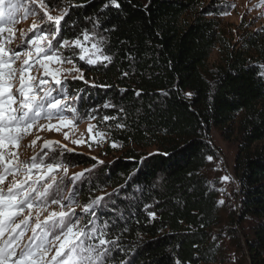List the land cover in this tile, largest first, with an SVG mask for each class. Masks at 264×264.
Returning <instances> with one entry per match:
<instances>
[{"label": "trees", "instance_id": "16d2710c", "mask_svg": "<svg viewBox=\"0 0 264 264\" xmlns=\"http://www.w3.org/2000/svg\"><path fill=\"white\" fill-rule=\"evenodd\" d=\"M107 2L71 0L83 7L70 10L58 37L73 40L85 30L95 32L97 39L106 38L103 51L112 57L111 63L89 65L92 82L67 81V97L75 98L81 112L110 117L103 121L125 149L108 164L65 155L93 168L75 191L83 204L103 197L97 226L107 221L108 239L119 237L106 264L218 263L223 260L218 231L236 219L255 221L243 236L246 255L250 264H264L262 36L249 33L237 48L226 47L222 63L211 71L206 62L220 37L210 17L220 8L216 0L200 8L196 0H118L119 9H105ZM58 4L66 7L64 0H55ZM212 128L238 142L232 170L238 208L226 219L204 174L208 157H215ZM146 147L152 150H141ZM228 232L239 249L240 236L234 228Z\"/></svg>", "mask_w": 264, "mask_h": 264}, {"label": "snow or ice", "instance_id": "6c2138e0", "mask_svg": "<svg viewBox=\"0 0 264 264\" xmlns=\"http://www.w3.org/2000/svg\"><path fill=\"white\" fill-rule=\"evenodd\" d=\"M49 2L55 6V0H39V8L37 0H32L31 6L22 0H0V34H8L6 42L0 41V264H106L110 246L115 245L119 237L108 239L110 225L107 221L97 226L96 209L103 197H95L82 207L81 212L86 216L76 212L75 187L67 190L65 184L68 168L52 148L54 144L59 145L58 141L45 140V150L30 158H21L18 151L34 126L45 127L41 120L48 122V130L59 131L61 126L74 124V118L69 119L65 109L73 114L78 110L67 105V95L60 98L54 93L58 90L66 93L69 79L85 80L83 69L73 59L75 49L79 50L78 59L90 66L112 62V57L103 51L106 38L100 36L97 39L95 32L85 30L82 38L58 39L62 22L70 10L83 5L64 0L66 7L59 14L52 15ZM110 6L121 7L118 0H108L103 8ZM40 10H43L40 22L34 21L31 25V30L39 29V32L33 31L30 38L21 32L20 44L6 49L5 43L11 45L13 42L12 25L18 15L23 12L27 17ZM48 24L53 26L52 29L43 27ZM99 24L97 19L93 28ZM21 47L23 52L19 50ZM64 50L71 55H64ZM53 64H69L71 67H52ZM34 65L43 69L41 75L29 74ZM103 107L112 105L105 103ZM54 119L56 123H52ZM109 119L103 117L105 121ZM117 127L123 128L124 125ZM93 128L95 125L90 124L89 133ZM68 135V132L64 133L65 139ZM104 135L98 132L91 139H103ZM38 139V136L33 139L31 145H35ZM72 142L86 141L74 139ZM112 147L119 145L113 142ZM63 150L72 151L67 145ZM91 171L85 169L74 173L68 182L74 185ZM149 215L155 218L154 212ZM53 250L54 254L50 256Z\"/></svg>", "mask_w": 264, "mask_h": 264}, {"label": "rangeland", "instance_id": "374dc122", "mask_svg": "<svg viewBox=\"0 0 264 264\" xmlns=\"http://www.w3.org/2000/svg\"><path fill=\"white\" fill-rule=\"evenodd\" d=\"M196 1L197 7L200 8L202 6L208 5L211 0ZM216 2L220 7L218 13L217 15L212 14L210 17L215 18L220 37L219 43L212 49L206 62V68L211 71H213L216 65L222 63V50H226V47H228V49H233L234 47L237 48L243 38L247 37L249 33H255L256 36H259V38L262 36L261 40L259 41L264 43V0H216ZM22 3L31 6L32 0H22ZM37 8H39V0H37ZM63 8L64 7H61L59 4L55 6H49V10L52 15L59 14ZM195 11L196 9L185 14V20L190 21L194 16V13H196ZM42 16L43 10H40L34 15L30 14L27 17L23 15V12H21L17 17L16 22L12 25L15 34L13 42L11 45L5 43V48H14L17 44H20L21 32L27 33V38H30L33 35V31L38 33L39 29L31 30V25L34 21L39 23ZM43 27L45 29H52L53 26L48 24L43 25ZM80 38H82V36ZM7 40V33L0 34V41L6 42ZM19 50L23 52L24 48L21 47ZM74 51L76 53V55L73 57L74 62L84 71L85 80L83 81H87L88 83L92 82V74L88 69L89 65L86 63V61H80L78 59V49H75ZM64 55H71V53H69L67 50H64ZM17 64H19V61H17ZM52 67L70 68L71 65L53 64ZM261 72L264 77V64L261 66ZM42 73L43 69H40L38 65H34L29 74L41 75ZM54 95L63 98L64 95L68 96V91L63 93L58 90L54 93ZM76 104L77 101L75 99L73 100L67 97V105L75 107L78 110L77 114H73L68 111L67 108L65 109V115H67L69 119L74 118L73 125L68 127L61 126L59 131L55 129L48 130V122L41 120L40 123L45 124V127L40 129L38 126H34L32 132L25 137V139L21 142V147L18 149V151L21 153V158H30L34 154L45 150V140L58 141L59 145L54 144L52 145V148L55 149L56 153L58 154V158L62 159V162L68 168V172L65 177L67 190H72L73 187H76L78 181H76L74 185L73 183L68 182L74 173H80L85 169L93 170V168L90 167V165H81L80 162L73 163L68 161V159L65 158V155H69L71 153L82 154L89 157L91 160H94L98 164H108L114 159L120 157L125 150L120 143L114 141L113 136L111 135L112 130H114L113 127L107 126L95 111H79V109L76 107ZM93 116L95 117L94 119L91 118ZM56 122L57 121L55 119L52 121V123ZM90 124L95 125V128H93L91 133L88 131ZM65 132H68L69 134L67 139L64 137ZM98 132L104 133V138L100 139L98 137L97 140L91 139V136L96 135ZM37 136L39 139L37 140L36 144L31 145V141L36 139ZM74 139L86 142L74 144L72 142ZM210 139L215 149V157L209 161V164L204 170V174L207 177L210 186L214 187L219 194V203L222 208L221 213L223 218L226 219L227 212H234L238 208L236 194L238 191V184L232 173L234 160L238 150V142L237 139L234 138L225 140L221 136L220 131L216 128L211 129ZM113 142H116L119 147H112ZM64 145H67V148L72 149V151H64ZM141 150L151 151L152 148L146 147L145 149ZM61 153L62 156L59 155ZM99 161H102L103 163H99ZM88 173H85V175ZM59 174L64 175L63 172H60ZM225 176L229 177V179L224 180L223 178ZM65 194H67V191ZM100 195H102V192L98 193V196ZM75 198L78 205L76 206V212L81 216H86L87 214L81 212L82 207L85 205L81 203V197L76 195ZM227 223L228 221L224 222L223 225H221V230L218 231L221 233L218 238L223 251V260L218 263L211 264H250L249 257L246 255L243 236L244 233H248L250 231L251 227L255 224V221L253 219H244L240 222V220L236 219L233 222L229 221V223ZM233 228L236 230V234L240 236L241 245L239 249H237L235 242H231L229 237L230 233L228 231ZM52 254H54V250L49 255L51 256Z\"/></svg>", "mask_w": 264, "mask_h": 264}]
</instances>
